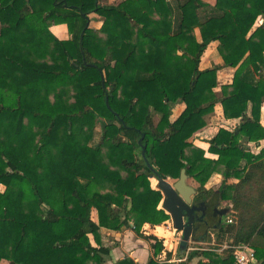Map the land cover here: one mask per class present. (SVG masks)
Here are the masks:
<instances>
[{
    "label": "trees",
    "instance_id": "1",
    "mask_svg": "<svg viewBox=\"0 0 264 264\" xmlns=\"http://www.w3.org/2000/svg\"><path fill=\"white\" fill-rule=\"evenodd\" d=\"M212 43L235 69L220 94V68L200 69ZM218 105L241 122L206 152L193 139ZM263 106L264 0H0V264H109L102 229L127 223L152 244L148 264H232L231 250L170 263L149 234L171 219L156 173L175 183L182 170L195 201L220 193L229 207L232 223L198 237L250 245L264 264Z\"/></svg>",
    "mask_w": 264,
    "mask_h": 264
},
{
    "label": "crops",
    "instance_id": "2",
    "mask_svg": "<svg viewBox=\"0 0 264 264\" xmlns=\"http://www.w3.org/2000/svg\"><path fill=\"white\" fill-rule=\"evenodd\" d=\"M110 3H114L118 0H109ZM209 4L214 5L215 0H206ZM90 18L92 19L91 26L95 29H100L103 24V19L99 17L97 14H91ZM97 25V26H96ZM52 33L60 40H69L70 34L65 29L64 25H57L51 28ZM196 36L199 42H202L201 34L199 29L196 30ZM214 67H219L220 70L218 71V88L216 89L217 93H221V89L223 86L231 85L235 75V69L226 67L224 65L222 57L218 53V43L210 44L207 49L205 50L201 62H200V69L206 70ZM185 110L184 104H176L172 109V116L171 121H175L179 118V116ZM250 115V112L248 113ZM207 126L205 129L198 133L195 138L193 139V143L196 147L203 149L204 151H208L210 144L209 142L213 140L216 135L218 134L220 128L225 127L227 129H234L238 125H240L241 120H226L223 113V108L221 105H218L215 109V112L211 115L207 116L206 118ZM261 123L264 127V106L262 108L261 113ZM215 180V185H221L223 178L219 174H214L210 181L207 183V189H214L211 185V181ZM154 185L158 188V182ZM211 185V187L209 186ZM216 190V189H215ZM163 207V205H162ZM169 221L172 222V219ZM167 221V222H169ZM165 222L164 224H166ZM173 223V222H172ZM157 227L156 230L149 232V234L155 235L157 238L163 239L165 241V249L172 253V259L170 263H178L175 262L177 259H181L182 261L186 259L188 254L191 251H208L210 249H193V246L190 244L188 247L187 252L184 256H181V252L179 251L180 244L176 249V246L170 247L168 245V240L166 236L159 235L157 232L161 229H164L162 226ZM101 235V244L104 248L110 250V255L106 258L109 264L117 263L120 260H123L127 257L134 260L136 264H148L150 258L153 256V249L152 244L143 238L139 237L137 233L133 229L132 223H127L121 229L120 232L109 230V229H102ZM93 242V245L97 246V244ZM181 243V242H180ZM194 244L197 246H209L211 243L209 241L201 242V241H194ZM215 252V251H214ZM220 256H224L223 254L218 253ZM164 257L161 259L163 262ZM198 259L193 260L190 264H197ZM8 264V263H7ZM257 264H261L258 262Z\"/></svg>",
    "mask_w": 264,
    "mask_h": 264
},
{
    "label": "water",
    "instance_id": "3",
    "mask_svg": "<svg viewBox=\"0 0 264 264\" xmlns=\"http://www.w3.org/2000/svg\"><path fill=\"white\" fill-rule=\"evenodd\" d=\"M140 143H142V140H140ZM145 151L146 147L143 149V155H145ZM156 177L158 189L164 197L163 209L170 215L174 229L178 232H183L179 249L181 256H184L191 240L193 242L206 241L198 237V232L202 228L207 232L209 227L214 225L211 224V220H213V223L216 221L219 223L220 216L227 214L228 211L218 209L221 205L220 193H216L207 201H195L194 197L197 192L194 187L188 184L186 170H182L180 179L175 183L164 180L158 173H156ZM197 215L204 216L205 222L194 227L193 219ZM185 218H187V223H185ZM204 234L206 236L207 233Z\"/></svg>",
    "mask_w": 264,
    "mask_h": 264
},
{
    "label": "rangeland",
    "instance_id": "4",
    "mask_svg": "<svg viewBox=\"0 0 264 264\" xmlns=\"http://www.w3.org/2000/svg\"><path fill=\"white\" fill-rule=\"evenodd\" d=\"M91 19V18H90ZM91 22H92V19H91ZM60 25H64V24H60ZM97 26V25H96ZM65 29H67V31L69 32L68 28L66 25H64ZM70 34V32H69ZM71 36V35H70ZM101 131V124L99 123L98 126H97V132L100 133ZM154 183L156 184V181H154ZM211 185L214 187V189H219L220 185L218 184L215 185V180L211 181ZM211 185H209L211 187ZM0 191L3 192L4 191V186L0 185ZM222 206V209L223 210H226V211H229V207H228V203H222L221 204ZM224 221H227V219H225ZM159 235H162V236H166L167 240H168V245L171 247H174L173 245H175V243L179 240V236H178V231H166L165 229H161L160 231L158 230L157 232ZM212 233V231H211ZM182 238V236H180ZM208 241L209 243H211V245L209 246H196L194 244V242L191 240L189 243L193 246V249H210V250H213L215 251L216 253H219L220 249L224 246H228L230 245V240L228 239H223L221 242L218 241V238L216 235L212 234L208 237ZM218 241V242H217ZM220 242V243H219ZM189 244V245H190ZM8 261H2L1 264H7Z\"/></svg>",
    "mask_w": 264,
    "mask_h": 264
},
{
    "label": "built area",
    "instance_id": "5",
    "mask_svg": "<svg viewBox=\"0 0 264 264\" xmlns=\"http://www.w3.org/2000/svg\"><path fill=\"white\" fill-rule=\"evenodd\" d=\"M227 223H232V220L230 218H227ZM166 231H175L173 223L171 221L167 222L162 226ZM134 229V227H133ZM181 242V238L175 243L176 249L178 248L179 244ZM226 250L233 251V258L234 261L232 264H257V256L256 251L253 247L250 245H228L224 246L220 249L219 253L224 254ZM181 259L175 260V262H181Z\"/></svg>",
    "mask_w": 264,
    "mask_h": 264
},
{
    "label": "flooded vegetation",
    "instance_id": "6",
    "mask_svg": "<svg viewBox=\"0 0 264 264\" xmlns=\"http://www.w3.org/2000/svg\"><path fill=\"white\" fill-rule=\"evenodd\" d=\"M194 199H195V197H194ZM207 200H209V199H207ZM221 204H222V203H221ZM218 209H219V210H223L221 205L219 206ZM225 219H226V214H222V215L220 216V219H219V221H220L219 224H220V223H223ZM204 222H205V217L202 216V215H197V216H195L194 219H193L194 227H196L197 225L203 224ZM185 223H187V218H185ZM209 232H210V230H209ZM210 233H211V232H210ZM182 235H183V232H179V233H178L179 238H181L180 236H182ZM181 239H182V238H181Z\"/></svg>",
    "mask_w": 264,
    "mask_h": 264
}]
</instances>
